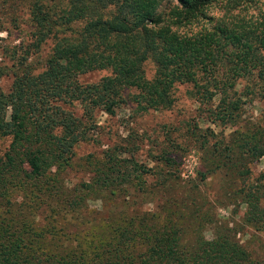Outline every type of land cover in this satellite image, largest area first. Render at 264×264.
<instances>
[{
	"label": "trees",
	"instance_id": "1",
	"mask_svg": "<svg viewBox=\"0 0 264 264\" xmlns=\"http://www.w3.org/2000/svg\"><path fill=\"white\" fill-rule=\"evenodd\" d=\"M215 2L0 0L1 14L25 32L11 49L0 45L12 60L0 63V80L11 78L6 91L0 86V144L8 143L0 153V264H264L237 238L243 227L264 230V170H251L264 158V110L254 121L240 113L243 98L264 101V10L246 17L259 0H224L213 18ZM200 20L208 26L181 31ZM181 85L207 122L232 129L219 137L208 128L209 138L192 127L201 139L197 184L142 164L132 136L76 159L97 133L98 112L169 110ZM75 169L88 178L70 186ZM216 174L222 198L212 201L199 185ZM228 204L245 206L232 226L217 215Z\"/></svg>",
	"mask_w": 264,
	"mask_h": 264
},
{
	"label": "rangeland",
	"instance_id": "2",
	"mask_svg": "<svg viewBox=\"0 0 264 264\" xmlns=\"http://www.w3.org/2000/svg\"><path fill=\"white\" fill-rule=\"evenodd\" d=\"M222 1L217 0L207 10V15L213 18H219L223 15ZM166 3L162 5L164 9ZM264 10V0H259L257 4L242 12L246 17H256L259 12ZM0 20L4 31L0 32V45L2 48L11 49L14 45L20 44L24 38L25 32L20 33L15 29L8 18L4 17L0 12ZM25 22V20H24ZM209 22V21H208ZM208 26L207 20H200L198 23L192 24L188 28L181 31L198 32L202 27ZM0 48V63L4 66L10 65L12 60L10 52L4 51ZM46 51V50H45ZM43 53L40 57H44ZM147 78L153 75V66L148 64L145 67ZM107 72H94L81 77V82L90 83L95 82ZM11 78L4 76L0 80L1 88L6 91L10 85ZM175 103L169 110L149 111L144 114H134L130 109L117 110L114 116H108L102 112L96 114V121L98 128L94 139L87 143L80 144L75 152L76 159L81 160L89 154L100 155L104 150L115 145H125L130 141L132 136L133 141L138 146L135 157L142 164L153 168L156 172L168 170V175L180 176L178 182L187 187L189 185L197 184L198 180L195 172L200 167L201 153L198 151V146L201 139H195L191 135V130L194 125L198 126L201 132H206L207 137L210 136L207 129H211L215 136L221 137V134L227 136L232 132V129L221 130L205 120V115L202 114L201 109L195 103L193 97L189 94V89L185 86H178L174 95ZM244 104L240 110L241 119L246 121H254L264 110V101L259 97L253 99H244ZM211 140V139H210ZM4 141L0 144V153L4 151L7 146ZM165 157L174 161V166H166ZM253 175H257L264 170V158L251 166ZM67 184L72 186L82 180L88 178V174L83 169H75L69 172L67 176ZM156 176L147 179V183L154 184ZM224 181L221 174H216L208 178L206 183L199 185L203 192L209 195V198H222V190ZM224 200V199H222ZM158 203V201H157ZM156 203V204H157ZM92 208H100L101 202L92 201L89 203ZM218 206V204H215ZM221 206V205H219ZM144 209L152 210L155 204H146ZM245 206L236 207L228 204L227 207H218V218L225 220L232 226L238 223L243 215ZM236 214H234V210ZM237 235L240 243L246 247L255 258L264 259V230L256 232L251 228L243 227L239 229ZM210 238V232L205 233Z\"/></svg>",
	"mask_w": 264,
	"mask_h": 264
}]
</instances>
